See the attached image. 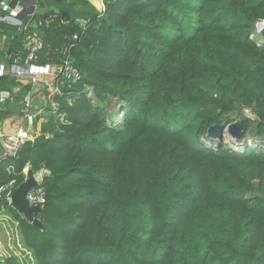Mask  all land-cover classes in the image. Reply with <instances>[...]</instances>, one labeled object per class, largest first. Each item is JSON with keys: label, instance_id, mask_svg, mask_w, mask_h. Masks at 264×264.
<instances>
[{"label": "trees", "instance_id": "trees-1", "mask_svg": "<svg viewBox=\"0 0 264 264\" xmlns=\"http://www.w3.org/2000/svg\"><path fill=\"white\" fill-rule=\"evenodd\" d=\"M103 1L64 0L40 29L39 63L69 59L80 78H56L40 134L0 157V189L49 171L42 226L0 192L17 234L0 264H264V0ZM0 33V62L25 59L17 26ZM34 84L0 75L14 96L1 122L24 115ZM237 120L238 142L208 136Z\"/></svg>", "mask_w": 264, "mask_h": 264}, {"label": "built area", "instance_id": "built-area-1", "mask_svg": "<svg viewBox=\"0 0 264 264\" xmlns=\"http://www.w3.org/2000/svg\"><path fill=\"white\" fill-rule=\"evenodd\" d=\"M25 6L21 2H18L14 7L11 6L10 0H3L0 3V23L12 24L17 26L18 32L24 35L23 45L27 50L25 59L20 54L16 56V59L7 64L5 61L0 62V75L10 73L14 77L19 79H26L28 82L36 83L40 78L45 76H52L53 78H60L61 85L67 82H76L80 78V72L78 68L73 64L71 60H67L63 65H42L39 63L40 53L44 49V39L41 35L40 29L46 25H49V20L45 19H32L26 21L24 17ZM261 33L260 31H257ZM74 39L77 35L73 36ZM66 49H64V52ZM54 93L59 92V87L52 89ZM7 100L14 101L13 92L10 90L0 91V102ZM53 105H56L53 103ZM23 118L25 119L26 126L20 125L17 127L14 136H9L5 141V149L8 154H15L20 143L25 140H33L35 138L32 131V125L36 115L40 112L33 110L34 103L32 99L26 98L24 101ZM5 128L0 121V137L5 136ZM40 176L44 180L45 174H48L47 169L42 168ZM6 191V198L11 203L13 190L9 188V185L0 189V191ZM28 199L31 204L37 205L40 208H44L46 203V192L41 185L32 188L28 192ZM1 253V249H0ZM2 255V254H1Z\"/></svg>", "mask_w": 264, "mask_h": 264}, {"label": "water", "instance_id": "water-1", "mask_svg": "<svg viewBox=\"0 0 264 264\" xmlns=\"http://www.w3.org/2000/svg\"><path fill=\"white\" fill-rule=\"evenodd\" d=\"M46 1V0H44ZM57 2H61L63 0H56ZM18 2L21 3H34L35 6L38 5L37 0H10L11 6H15ZM48 4H46L47 6ZM35 6L32 7V9H27L25 13L28 15H32L35 10ZM55 10H50L47 12L44 16V18H49L50 15H55ZM62 14V21L66 23V25H70L71 21V15L67 10H63L61 12ZM257 31L261 32L262 37L264 38V21H261L257 24ZM264 42V40H263ZM24 109V106L21 105L18 107L16 114L18 115L22 110ZM224 132H228L232 135L235 140L241 139L244 136V132L242 129V124L240 120H237L235 122H232L230 124H218L213 125L208 130V136L214 137L219 139L220 141L223 140ZM8 153H6L5 150L0 149V157L6 156ZM43 179L40 176V171L33 172L30 168H28L26 172V178L25 181L19 185L12 195L11 204L16 208L24 218H27L28 220L34 222L38 226H42V223L39 221V219L36 217L37 215L42 213V208H40L37 205L31 204L28 199V192L38 186L42 185ZM1 209V207H0Z\"/></svg>", "mask_w": 264, "mask_h": 264}, {"label": "crops", "instance_id": "crops-1", "mask_svg": "<svg viewBox=\"0 0 264 264\" xmlns=\"http://www.w3.org/2000/svg\"><path fill=\"white\" fill-rule=\"evenodd\" d=\"M38 1V5L35 6L34 3H22L25 6V12L27 9H32L33 6H35V10L34 13L38 12L39 10H41L43 17L45 16V11L47 10L44 7L40 6V1L41 0H37ZM93 5H95L100 11H101V7H104V1L103 0H98L95 1L94 3L92 2V0H89ZM100 5V6H98ZM33 13V14H34ZM32 14V15H33ZM32 15H28L27 13H24V17H28V16H32ZM50 17V16H49ZM49 20V18H46ZM1 34V33H0ZM1 37V36H0ZM3 40L5 39V36L3 35ZM54 78L52 76H45L43 78H40L35 84L34 87L32 89V91L30 92V94H28V98L32 99V101L35 103V105L37 106L38 104H40L43 100L45 103H51L52 100V94H53V90L52 88L48 87V82L50 84H52L53 86H55L54 84ZM21 82L23 83H27L28 81L26 79H21ZM51 85V86H52ZM49 92H51L49 94ZM48 93V102L46 99V95ZM26 97V98H27ZM48 112H45V115H47ZM4 128H5V136L0 137V149H3L6 151L5 149V141L9 136H14L16 129L18 126L23 125L26 126V122L25 119L23 118V116L21 117H12V118H7L2 122ZM32 131L34 132V135L37 136L38 134H40L41 131V125L40 123L34 127V125H32ZM28 168H30L29 166H27L24 169V172L26 173ZM1 192V191H0ZM8 227V231L5 230V227ZM13 227L14 225L12 224V222L10 221V218H5V222L4 223H0V247L4 253H7L8 255L11 253L10 249H17L16 244L13 242L14 241V234H13ZM12 249V250H13Z\"/></svg>", "mask_w": 264, "mask_h": 264}, {"label": "rangeland", "instance_id": "rangeland-1", "mask_svg": "<svg viewBox=\"0 0 264 264\" xmlns=\"http://www.w3.org/2000/svg\"><path fill=\"white\" fill-rule=\"evenodd\" d=\"M63 1H64V0H63ZM63 1H61V2H56V0H55V2H54L53 0H51V1H50V4H48L47 6H45V8L47 9V10L45 11V13H46V12H49L50 10H55L56 12H57V11H60V8H61L62 6H64ZM95 1H98V0H92L93 3H94ZM103 10H104V7H101V11H103ZM39 12L41 13L42 11L39 10ZM25 20H26V21H30V20H32V17H31V16L25 17ZM257 33H258V32H257ZM257 33L255 32L254 37H256V38H261V40L263 41L264 38L262 37L261 33H258V34H257ZM3 44H4V40H3L2 37H0V48L3 46ZM53 80H55V78H54ZM47 85H48V87H50V88H52V89L56 88V86H53V85L50 84L49 82H48ZM51 85H52V86H51ZM53 91H54V90H53ZM50 93H51V92H49V94H50ZM53 94H54V92H53ZM53 94H52V95H53ZM46 96H47L46 99H47V102H48V93H47ZM32 102H33V101H32ZM33 103H34V102H33ZM49 105H50L49 102H48V103H45L44 100H43V101H42L40 104H38L37 106H36L35 103H34L33 110L36 111V112H39V111H46ZM118 109H120V102H119V100H117V99H113V101L111 102L110 109L108 110V114H110V115H114L115 118H119V117H121V113H120V114H119V113L117 114V110H118ZM246 114L249 115V116H252L251 112L248 111V110H246ZM245 138L248 139L249 141L252 140V138H251V130L248 131L247 133H245ZM223 140H224L225 142H232V141L235 142V143L238 142V141H236L235 138H233L232 135H231L230 133H228V132H224ZM10 221L12 222V224L14 223L13 220L10 219ZM13 229H14V228H13ZM5 230H6V231L9 230L7 226L5 227ZM12 232H13L14 236L17 235V234H15V232H16L15 230L12 231ZM17 233H18V231H17ZM18 235H19V233H18ZM15 237H16V236H15ZM1 254H2V255H1ZM7 255H8L7 253H4V255H3L2 251H1V253H0V261L5 260V258L7 257ZM23 257H24V256H23Z\"/></svg>", "mask_w": 264, "mask_h": 264}, {"label": "snow or ice", "instance_id": "snow-or-ice-1", "mask_svg": "<svg viewBox=\"0 0 264 264\" xmlns=\"http://www.w3.org/2000/svg\"><path fill=\"white\" fill-rule=\"evenodd\" d=\"M3 2V0H0V3H2Z\"/></svg>", "mask_w": 264, "mask_h": 264}, {"label": "bare ground", "instance_id": "bare-ground-1", "mask_svg": "<svg viewBox=\"0 0 264 264\" xmlns=\"http://www.w3.org/2000/svg\"><path fill=\"white\" fill-rule=\"evenodd\" d=\"M98 6H100V5H98Z\"/></svg>", "mask_w": 264, "mask_h": 264}]
</instances>
